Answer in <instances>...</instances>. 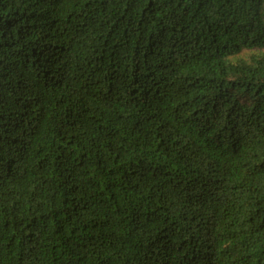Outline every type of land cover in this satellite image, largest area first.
<instances>
[{
    "label": "trees",
    "instance_id": "obj_1",
    "mask_svg": "<svg viewBox=\"0 0 264 264\" xmlns=\"http://www.w3.org/2000/svg\"><path fill=\"white\" fill-rule=\"evenodd\" d=\"M0 264H264V0H0Z\"/></svg>",
    "mask_w": 264,
    "mask_h": 264
}]
</instances>
